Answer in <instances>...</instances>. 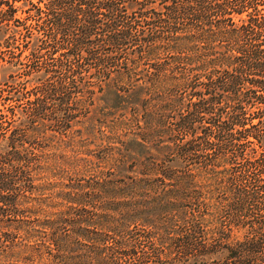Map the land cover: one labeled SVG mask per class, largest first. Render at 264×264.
<instances>
[{
	"label": "trees",
	"instance_id": "trees-1",
	"mask_svg": "<svg viewBox=\"0 0 264 264\" xmlns=\"http://www.w3.org/2000/svg\"><path fill=\"white\" fill-rule=\"evenodd\" d=\"M262 3L0 0V259L260 264Z\"/></svg>",
	"mask_w": 264,
	"mask_h": 264
},
{
	"label": "rangeland",
	"instance_id": "rangeland-1",
	"mask_svg": "<svg viewBox=\"0 0 264 264\" xmlns=\"http://www.w3.org/2000/svg\"><path fill=\"white\" fill-rule=\"evenodd\" d=\"M262 0H259V2H261ZM264 6V3L259 4L258 7H262ZM259 39H260V47L264 49V30L261 31V34L258 35ZM8 72V68L4 67L2 64H0V91L2 92V94H6V93H10L12 90H14L16 88V84L14 83V79L7 75ZM262 72L256 70L254 73L255 77H261ZM17 79H19V77L15 76ZM6 80V81H4ZM5 83H4V82ZM8 95V94H7ZM3 100L1 99L0 96V101ZM2 104L0 103V110H2ZM262 126H260V128L258 129V127H255L253 130L255 131H261V142L264 145V107L262 110ZM263 129V131L261 130ZM66 135L71 134V129H67L65 131ZM247 147H250V145H244ZM76 148H78L77 146L73 145V144H65V146L62 149V152L64 153V155L66 156L68 153L73 152ZM258 149L260 150L261 148L258 147ZM90 152H92L93 154L98 153V147L95 145H90ZM262 154H259L256 156V158L252 161V163H249L248 159L244 158H239L236 159L234 161V164H236V168L239 171V175L241 176V181L248 183L249 182H253V180L255 179L256 184L258 183H263L261 181L262 176H258V174L260 175V165L262 163ZM82 164V163H81ZM251 164V165H249ZM83 166V165H82ZM82 167L80 164L76 165V164H66V166L61 170L59 169L60 173L59 175H73V176H79L81 174V172L83 170H80ZM59 178H57L56 176H54L53 178H51V181L53 183L58 182ZM54 189H56V187H53ZM220 196H222V198H225L226 196L224 195V193H220ZM23 225L25 227V225H29V221H27L26 219L23 222ZM1 231H5L8 232V228L7 227H3L1 229ZM246 230L240 226L238 227H233V229L230 232V235L228 237V239L226 240L227 243H230L231 241H234L236 239H242L244 237V235L246 234ZM24 238H20V241H23ZM213 256H215L213 259H220L222 256V253H216ZM17 256H8L7 258H3L0 259L1 263L0 264H34L35 263V258H34V254L32 253H28L24 256H21L20 258L16 259ZM260 264H264V259L263 261L260 262Z\"/></svg>",
	"mask_w": 264,
	"mask_h": 264
}]
</instances>
